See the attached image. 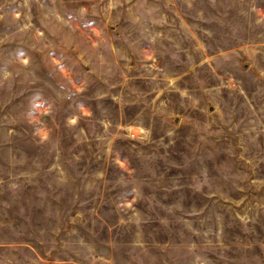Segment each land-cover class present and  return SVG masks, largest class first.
<instances>
[{"label":"rangeland","instance_id":"obj_1","mask_svg":"<svg viewBox=\"0 0 264 264\" xmlns=\"http://www.w3.org/2000/svg\"><path fill=\"white\" fill-rule=\"evenodd\" d=\"M0 264H264V0H0Z\"/></svg>","mask_w":264,"mask_h":264}]
</instances>
